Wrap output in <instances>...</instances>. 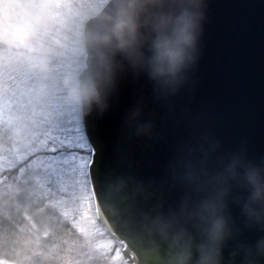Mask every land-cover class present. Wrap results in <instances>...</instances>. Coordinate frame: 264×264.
I'll list each match as a JSON object with an SVG mask.
<instances>
[{"label":"clouds","instance_id":"obj_1","mask_svg":"<svg viewBox=\"0 0 264 264\" xmlns=\"http://www.w3.org/2000/svg\"><path fill=\"white\" fill-rule=\"evenodd\" d=\"M210 0H0V66L28 74L38 103L103 117L126 87L123 170L108 189L127 203L133 264H264V154L229 146L191 111ZM187 97L188 102L185 101ZM168 147L144 171L131 150ZM22 189L0 187V219L15 223ZM0 234L19 264H79L71 242L49 245L56 217ZM255 233L248 239L246 233Z\"/></svg>","mask_w":264,"mask_h":264},{"label":"water","instance_id":"obj_2","mask_svg":"<svg viewBox=\"0 0 264 264\" xmlns=\"http://www.w3.org/2000/svg\"><path fill=\"white\" fill-rule=\"evenodd\" d=\"M209 8L203 56L196 73L199 86L191 99V111L211 119L217 134L229 146L244 140L252 155L264 154V0H210ZM133 98L134 88L128 86L111 113L103 117L95 113L84 116L85 133L91 124L103 139L105 159L112 167L111 177L123 170L120 153L126 145L121 139L119 125L123 109ZM184 102H188L187 97ZM91 140L89 136L90 143ZM130 147L149 174L157 171L149 162L163 160L169 152L165 145L150 152H145L140 142ZM90 188L96 191L94 181ZM114 198L126 221V201ZM94 205L98 223L114 240L112 234L115 232L116 237L124 241V259L133 264L131 245L116 230L98 194ZM245 235L250 240L255 238V233Z\"/></svg>","mask_w":264,"mask_h":264},{"label":"rangeland","instance_id":"obj_3","mask_svg":"<svg viewBox=\"0 0 264 264\" xmlns=\"http://www.w3.org/2000/svg\"><path fill=\"white\" fill-rule=\"evenodd\" d=\"M87 3V0H78ZM5 60L0 66V173L16 169V174L24 177L25 174H38L40 183L47 189L54 187V207L81 235L95 243L97 248L106 249L115 254L122 252L123 245L113 242L114 239L107 236V232L97 221L94 200L89 199V184H83V177L71 171V166L64 160L70 152L79 153L86 157L88 154L79 148H69L68 144L73 140L76 127L73 110L65 109L52 103L50 106L27 99L31 103L20 114L15 135L5 122L7 113L4 111L5 101L8 99V86L10 75H15L20 82L21 90H27V83L23 76L24 70L17 68L16 72H10ZM55 148L53 152L51 149ZM49 184V186H48ZM3 264H11L0 260ZM118 263V262H117Z\"/></svg>","mask_w":264,"mask_h":264},{"label":"snow or ice","instance_id":"obj_4","mask_svg":"<svg viewBox=\"0 0 264 264\" xmlns=\"http://www.w3.org/2000/svg\"><path fill=\"white\" fill-rule=\"evenodd\" d=\"M15 67L10 68V72H16ZM25 81H27L28 74L23 73ZM8 86V99L4 104V111L7 113L6 123L9 129L15 135L17 125L20 121V114L26 109L27 104L31 103V100L27 99L29 96L27 90H21L20 82L16 79L15 75H10ZM74 118L76 120V127L73 131L76 133L73 140L69 142L68 147L83 149L88 155L86 157L80 156L79 153L70 152L65 158L64 163L71 166V171L78 173L79 176L83 177V184H91L95 182L96 191H89V199H95L98 194L100 202L104 206V210L110 215L113 225L116 230L124 236L129 243V229L125 222L124 213L121 208L116 207L115 198L108 189V183L112 175V167L105 159V147L103 139L96 134L93 125H89V131L86 134L84 131V116L73 110ZM89 136L92 137L91 143L89 142ZM51 151L55 152L53 148ZM95 158V162H93ZM30 179L34 181L39 180L38 174H33ZM113 237L121 244H124L123 240H119L114 232ZM127 247L128 245H124ZM132 253V249H131ZM133 254V253H132ZM134 255V254H133ZM120 257V253L117 252V258ZM0 264H3L0 261Z\"/></svg>","mask_w":264,"mask_h":264},{"label":"trees","instance_id":"obj_5","mask_svg":"<svg viewBox=\"0 0 264 264\" xmlns=\"http://www.w3.org/2000/svg\"><path fill=\"white\" fill-rule=\"evenodd\" d=\"M2 136L0 137V148L3 143ZM16 169L12 171H6L0 173V187H3L8 182L16 183L21 189V194L18 196V200L21 204V211L13 217L15 223H5L0 219V234H2L7 228L9 231L15 230L16 224L18 223L22 227L29 228L31 223L24 219V207L31 205L28 209L27 215L31 217L32 223H35L37 228L40 227L38 223V217L43 212L51 217H56L58 227L56 234L48 235L44 237L43 242L45 244L54 245L59 244L61 240H67L71 242V248L75 256L79 259V264H128L122 252L121 260L114 261L115 254L107 252L106 249H99L89 241L88 238L84 237L60 214V212L54 207V187L47 189L38 181L30 179L32 175L25 174L24 177H20L16 174ZM49 186V184H48ZM107 236H111L107 233ZM117 244V242H116ZM118 245V244H117ZM121 245V244H120ZM0 260H5L11 264H19V261L12 248L6 247L4 241L0 239Z\"/></svg>","mask_w":264,"mask_h":264}]
</instances>
